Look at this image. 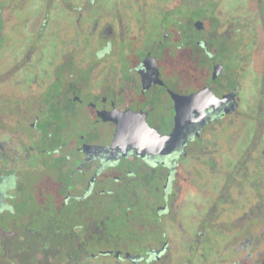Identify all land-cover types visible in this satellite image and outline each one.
I'll use <instances>...</instances> for the list:
<instances>
[{
	"label": "flooded vegetation",
	"instance_id": "af4514ba",
	"mask_svg": "<svg viewBox=\"0 0 264 264\" xmlns=\"http://www.w3.org/2000/svg\"><path fill=\"white\" fill-rule=\"evenodd\" d=\"M0 264H264V0H0Z\"/></svg>",
	"mask_w": 264,
	"mask_h": 264
},
{
	"label": "water",
	"instance_id": "95a60500",
	"mask_svg": "<svg viewBox=\"0 0 264 264\" xmlns=\"http://www.w3.org/2000/svg\"><path fill=\"white\" fill-rule=\"evenodd\" d=\"M116 139H119V135L116 137Z\"/></svg>",
	"mask_w": 264,
	"mask_h": 264
}]
</instances>
